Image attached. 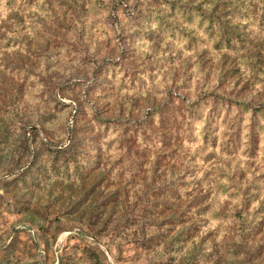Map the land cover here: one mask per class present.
Here are the masks:
<instances>
[{"label": "rangeland", "instance_id": "rangeland-1", "mask_svg": "<svg viewBox=\"0 0 264 264\" xmlns=\"http://www.w3.org/2000/svg\"><path fill=\"white\" fill-rule=\"evenodd\" d=\"M242 3L248 4L247 19L240 22L247 40L230 51L214 48L209 39L188 45L177 24L202 31L199 17L160 0H0V258L8 255L11 264L29 259L37 264L72 259L80 264H195L192 251L206 243V257L197 264H224L233 235L217 231L219 221L208 218L207 209L228 211L224 223L233 225L231 214L251 210L255 196L264 201V179H257L245 204L228 196L229 190H218L217 149L210 160L198 162L196 171L187 170L191 145L170 109L167 142H149L145 136L123 142L135 164L141 161L133 174L109 171L108 151L99 154L83 181L46 178L36 187L17 189H5L3 183L25 166L22 143L31 128L43 141H64L75 106L81 119L95 105L104 116L123 109V115L139 118L150 105L170 99L168 87L169 97L178 98L205 84L238 98L262 96L264 0ZM103 59L126 70L121 87L109 71L95 72ZM259 167L264 169V163ZM187 173L203 181L206 209L189 220L198 218L193 235L179 240L177 233L188 222H171L170 203L182 192L170 184L187 190L180 183ZM83 247L99 261L92 262ZM238 264H264L263 250L246 251Z\"/></svg>", "mask_w": 264, "mask_h": 264}, {"label": "trees", "instance_id": "trees-1", "mask_svg": "<svg viewBox=\"0 0 264 264\" xmlns=\"http://www.w3.org/2000/svg\"><path fill=\"white\" fill-rule=\"evenodd\" d=\"M162 2L171 7L180 6L183 12H193L199 17V24H203L202 31L192 25L177 24L176 29L181 32L188 45L205 39H209L214 48L230 51L245 45L248 33L244 30V23L240 22L247 19L248 4L242 3V0H160V3ZM250 64L258 65L252 62ZM94 67H99V70L95 71L98 74L109 71L111 76L116 77L120 87L124 77L129 76L126 70L121 71L119 65H109L104 59ZM261 80L264 92V79ZM58 89L61 90V87ZM197 89L193 95L184 92L183 97L178 98L169 97L172 93L168 87L166 93L170 99H161L160 102L150 105L142 111L139 118L123 115V109H117L115 115L104 116L101 107L95 105L89 106V117L81 119L75 106L71 109L72 121L66 130L64 141H43L36 138L34 128H31V136L22 143L25 166L3 183L4 188L36 187L40 180L46 178H53L54 182L86 180L95 164L97 165L99 154L108 151L112 154L107 166L109 171L113 170L114 174H133L139 169L141 161L138 165L135 164L131 150L126 152L123 142L129 136L134 139L149 137V142L154 143L167 142L171 132L165 131L164 124L169 121L167 115L170 109L176 115L184 138L191 145L190 154L185 158L187 170H195L198 162L210 160L211 152L217 149L220 157L216 167V182L220 187L218 190H229L228 196L240 203H249L250 196L254 195L257 179H264V169L260 170L259 167V163H264V94L250 100L222 92L214 85L205 84ZM89 90L92 88L89 87ZM105 92L103 91V94ZM60 105L66 106L62 102ZM202 147L208 149L202 151ZM206 171L207 169L204 172ZM191 178L187 173L180 180L181 184L188 186L187 190L178 183L170 184L182 192L173 195L176 199L170 203L173 210L171 222H188L177 233L179 240L193 235L192 232L196 230L193 224L198 223V218L189 220L194 214L196 217L201 216L206 209L204 200L207 190L202 188L203 181ZM168 191L169 189H166V192ZM181 198L183 201L179 202ZM255 198L256 205L251 207V210L231 214V226L224 223L225 218L229 216L228 211H220L213 206L207 209L208 218L219 221L217 231L233 235L229 240V254L224 259V264H238L246 251L257 254L263 250L264 258V201L262 197ZM206 245L199 243L198 249L192 251L190 260L193 263L197 264L199 259L206 257ZM82 252L93 259L92 262L99 261L89 247H83ZM79 262L78 259H72L65 264H80ZM0 264H11L8 255L0 258ZM24 264L37 263L34 259H29L24 261Z\"/></svg>", "mask_w": 264, "mask_h": 264}]
</instances>
